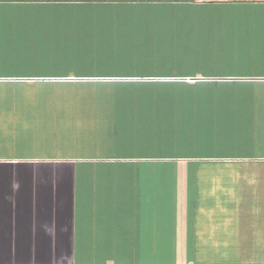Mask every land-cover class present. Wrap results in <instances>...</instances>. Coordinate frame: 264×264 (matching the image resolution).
<instances>
[{
    "label": "crops",
    "instance_id": "obj_1",
    "mask_svg": "<svg viewBox=\"0 0 264 264\" xmlns=\"http://www.w3.org/2000/svg\"><path fill=\"white\" fill-rule=\"evenodd\" d=\"M242 6L264 7V0H0V85H11L25 94L24 99L31 96L23 102H33L20 137L33 124L45 123L58 124L65 136L63 145L49 143L48 136L37 137L35 144L42 145L37 155L0 149V264H130L125 257H135L137 247L163 245L168 228L177 245L193 240L199 254L195 260L162 264H264V233L256 234L253 259L249 249L246 256V248L237 261L221 259L230 242L215 236L216 227L223 220L229 226L226 221L231 219L218 212L232 206L212 203L213 195H227L241 196L245 204L240 186L250 182L246 168L264 165L263 154L244 153L259 143L258 116L243 119L264 101V69L245 73L227 64L231 70L215 73L210 70L218 64L210 63L213 69L205 68L209 72L168 67L153 72L151 66L141 68L132 61L90 69L84 63L55 61L42 71L40 59L42 39L88 33L69 27L72 21L125 23L140 16L180 23L174 29H146L126 38L136 40L131 43L136 53L144 48L148 53L153 51L148 39L164 40L165 48L186 46L195 38L190 23L216 19L221 9ZM244 12L251 21L264 22V8ZM259 32L264 38V24ZM110 35L122 41L120 30ZM62 49L61 54H78ZM20 114L0 112L8 118ZM33 118L38 122L32 123ZM218 133L223 134V147L244 152L211 153ZM75 134L85 137L73 140ZM224 136L238 141L227 143ZM226 166L235 167L234 173L223 175ZM239 166L244 178L237 179ZM241 179L245 182L240 184ZM258 209L248 208V213L257 215ZM192 213L199 215L200 224H207L209 234L191 225ZM255 220L259 224V217Z\"/></svg>",
    "mask_w": 264,
    "mask_h": 264
},
{
    "label": "rangeland",
    "instance_id": "obj_2",
    "mask_svg": "<svg viewBox=\"0 0 264 264\" xmlns=\"http://www.w3.org/2000/svg\"><path fill=\"white\" fill-rule=\"evenodd\" d=\"M262 8L264 7H229V12H227V8L221 9L224 12L220 13L218 18L216 19L212 17H207L202 18L201 21H199L198 23H190L194 24V28H191V30L195 33V38L192 39V42H187L186 46L173 45V47L165 48V45L163 43L164 40L157 41L156 39H148L149 41H153V43L150 45L151 49L153 48V51L148 53H145V48L141 50L140 53H136L137 51H135V48H133V45L131 44L132 41L135 42L136 40L126 38H135L136 34L146 29H174L177 28V25H179L180 23L178 24L175 22H165V20H159V17H155L156 21H154L153 18H140V16L124 19L123 21L125 23H121L118 21L110 23L107 20L101 21L99 18L95 22L72 21L73 23H68L69 27L76 26L77 29H80V33H82L81 28H83V33H88L80 34L81 36L77 38L63 39L59 37L55 39H42V47L45 48H43L44 51H42V53L40 54V59L42 63L41 69L43 71L44 67H48L47 65L54 64L58 61L74 63L72 65H75L77 63H84V66L87 69L93 68V66L95 65L97 67V64H105L111 61L115 64L117 63V65L118 63L127 64L131 63L132 61L134 63L140 62L139 65L136 64L137 66H151L153 68V72H157L158 69H163L165 67L171 68L172 70H178L180 68L187 70L191 68L199 69L203 72H209L205 68H210V65L215 63L218 64V68H215V70H210L211 72L223 73L226 69L231 70L225 67H228L227 64H232L235 67H239L240 69L245 70V73H261L263 72L262 69H264V38H262V35L258 33H260L259 26L264 24V22L251 21L252 19L249 18L252 17L248 14H244V11L248 10L250 13H255L257 11L262 10ZM138 14L140 13L138 12ZM114 29L121 31L123 35V37L120 38L122 39L121 42H119V39L111 37L110 33H112V30ZM205 30H207V32L203 33L202 31ZM93 32H95L93 37L87 36ZM198 35L200 37L202 36L201 39L199 38V43L195 41L196 36ZM204 36H206L207 38H204ZM82 39L85 41V44L83 46L81 45ZM186 41V39L183 40V42ZM158 42L159 45L162 46V48H159ZM53 45H57V47L49 48ZM60 45H62V47H68L74 51H77L78 54H61L60 51H63V49L62 47H60ZM119 46H121L122 53L119 52ZM112 49L115 52H113ZM107 65H109V63H107ZM84 66H81V68L83 69ZM237 72L241 71L232 70V73ZM10 86L0 85V112L16 111L21 112L22 114L17 115L16 118L0 116V149H3L5 151H13L14 153L18 152L24 154V152H28L30 154L37 155L39 153L38 148L42 147V145L35 144V141L38 138L43 139L47 136L48 138L52 139V141H50L49 143L58 142V145H63V143L65 142V136L63 132H61V130L59 131L60 128L58 124H56V126H50V124L48 123H45L43 125L33 124V126L28 128L27 131H24V138L20 137V134L23 131H21V129L24 123L27 122L25 120L28 115L27 112L29 110L31 111V104H33V102H23V100L25 99H30L31 96L30 98L25 97L24 99L25 94L22 91L20 92V90L12 89ZM260 89H264V87H261ZM8 95H10L12 98H9ZM41 110L42 108H40L38 111ZM2 114L3 113H1V115ZM250 115H257L258 117H255V121L259 122L260 124L259 126H257L256 129L258 134L260 131L261 135L258 138L259 143L257 144V146H248V148H250V151L245 152L241 150H235L234 147L230 146L223 147V134L218 133L214 137V143H216V146L213 149H210L211 153L225 155L233 153L241 154L243 152H256L257 154L264 155V101H260L255 105L254 112H251V110L246 111V115L244 114L243 119H250ZM33 121L34 122L32 123L38 122L37 119L34 118ZM41 121L43 120L41 119ZM73 127L74 125H72V128ZM78 130L81 133V129L79 128ZM225 131H223L224 134ZM77 134L73 136V140L80 137H85L84 134H81V136ZM247 134L248 127L245 128L243 139H246ZM226 138L224 136L225 142L227 143H234L238 141L236 137L233 136L231 140L229 139L231 137ZM31 142L33 147H28L29 143ZM41 150L44 151L45 149L42 148ZM246 169L249 170V174L250 172L252 173L250 175L247 173V177H251L250 182H247V186H244V184L240 186L241 190L244 192L243 198H245V204H242L243 199L241 196L240 198L227 195H222L218 197H223L222 199H217V197H215L214 195L212 196L214 197L212 203L214 202L215 204L217 202V205H224L229 207L232 206V210H234L233 212L232 210H230V208H227V210L218 212L219 214L221 213V215L227 217L228 219H231V221H226L229 226H226L225 220L220 222L219 225L216 227L218 229L215 235L218 238H223L230 242V247H226L227 252L223 253V256L221 258L222 260L224 259L228 262L237 261L238 259L236 257L238 255L239 258H242L241 250L243 248H246V256L248 254L247 249H249L248 252L250 258L253 259V257H255V252L257 248L255 245L256 234L264 233V165H249ZM230 170L234 173L235 167L233 168L232 166H226L222 174L229 175ZM237 173V179L244 178V176H241L240 166L237 169ZM233 178L234 177H230V180ZM244 182V179L239 180L240 184ZM248 190L249 192H246ZM251 194H254L256 196L253 197ZM239 205H241V207L239 208L235 209L233 207ZM254 207H259V209L257 210V215L248 213V208L254 209ZM193 211H195V206H193ZM212 211L215 214V210L213 208ZM198 216L199 215L192 213L191 225H193L194 227H201V232L209 234L210 230L207 224H200V222L197 220ZM256 217H259L260 219L259 224H257V220H255ZM249 220H251V222ZM168 229L169 230L167 231H163V233L166 234V239H164L166 241L163 243V245L137 247V255L133 257L134 254L131 253L129 254L131 255V257H125V261L129 260L126 262H129L130 264H162L176 263L182 258L195 260V256H198L199 254V248L198 246H195L196 244H192L193 240L189 241L188 239V244L186 241V244L184 246H179L177 245V242L174 241L175 238L172 228ZM187 230H189V228L185 227L186 233ZM208 234L204 235L197 233L198 237L201 238L211 237ZM243 239L246 244L244 246H242ZM248 241L250 245H248ZM204 247L205 246L201 245L202 249ZM120 249L124 251L125 247H120ZM183 250L184 253H182ZM243 260H246L245 257H243Z\"/></svg>",
    "mask_w": 264,
    "mask_h": 264
}]
</instances>
